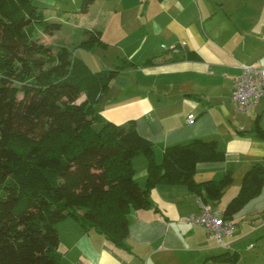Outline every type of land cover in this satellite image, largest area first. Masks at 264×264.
<instances>
[{"label":"crops","instance_id":"obj_1","mask_svg":"<svg viewBox=\"0 0 264 264\" xmlns=\"http://www.w3.org/2000/svg\"><path fill=\"white\" fill-rule=\"evenodd\" d=\"M82 1L34 0L63 26L68 22L74 29L101 32L102 44L91 49L80 48L81 41L74 45V55L91 71L113 70L125 60L134 64L96 103L99 116L116 125L134 122L154 144L157 164L170 146L194 139L217 141L225 159L198 163L194 181L233 177L221 199L211 202L223 212L248 170L264 165V140L254 131L257 116L264 129V99L250 114L237 112L231 101L240 65L264 67V0H97L83 14ZM61 42L57 46H65ZM85 98L83 93L81 101ZM148 164L144 155L133 160L141 183ZM148 197L149 208L127 214L126 249L97 230H85L72 217L60 222L61 263L201 264L229 251L238 253L236 264H264V186L230 218L236 232L226 239V248L202 226L187 221L201 211L200 198L189 186L162 181L150 188Z\"/></svg>","mask_w":264,"mask_h":264},{"label":"trees","instance_id":"obj_2","mask_svg":"<svg viewBox=\"0 0 264 264\" xmlns=\"http://www.w3.org/2000/svg\"><path fill=\"white\" fill-rule=\"evenodd\" d=\"M96 1L83 0L79 13H88ZM62 27L48 21L34 0H0V264H62L57 226L68 217L126 249L127 214L151 206L153 185H187L213 205L233 183L231 175L219 182L194 181L198 163L225 159L217 141L170 146L157 164L154 144L134 122L103 120L96 103L134 64L125 60L113 70L91 71L74 50H54L47 42ZM83 37L80 48L104 43L99 31L85 30ZM254 131L264 140L260 116ZM139 155L149 162L143 183L133 167ZM263 186L264 165L256 163L222 212L224 219L258 197ZM238 260L237 252L228 251L201 264Z\"/></svg>","mask_w":264,"mask_h":264},{"label":"built area","instance_id":"obj_3","mask_svg":"<svg viewBox=\"0 0 264 264\" xmlns=\"http://www.w3.org/2000/svg\"><path fill=\"white\" fill-rule=\"evenodd\" d=\"M240 70V74L233 81L231 101L237 112L250 114L264 99V67L241 64ZM194 122L195 117L189 116V123ZM199 203L200 213L189 216L187 221L202 226L209 237L215 239L221 246L228 247L226 239L234 236L236 225L224 219L219 209L204 203L201 199ZM77 264L85 263L80 261Z\"/></svg>","mask_w":264,"mask_h":264},{"label":"rangeland","instance_id":"obj_4","mask_svg":"<svg viewBox=\"0 0 264 264\" xmlns=\"http://www.w3.org/2000/svg\"><path fill=\"white\" fill-rule=\"evenodd\" d=\"M47 20L48 21H59V20H51L50 19V16L47 15L46 16ZM53 19V18H52ZM67 21L66 19L63 20V22ZM43 37V40L46 39V37ZM84 38H83V31L81 30H78V29H74L72 27V25H68V22L63 26V29L59 32H56V37L53 38V39H50L49 43H53V48L54 50H57L59 49L61 46H57L58 45V41L62 40V44H59V45H65V47H68L69 49L71 50H74V45L79 42V41H82ZM53 41V42H51ZM82 99L79 100V102H81ZM255 126V124H254ZM231 187V186H230ZM219 205V204H217ZM237 263V262H236ZM236 263H232V262H219V263H205V264H236Z\"/></svg>","mask_w":264,"mask_h":264}]
</instances>
